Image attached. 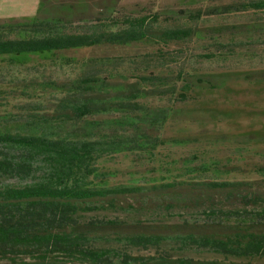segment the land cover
Wrapping results in <instances>:
<instances>
[{"label":"trees","instance_id":"16d2710c","mask_svg":"<svg viewBox=\"0 0 264 264\" xmlns=\"http://www.w3.org/2000/svg\"><path fill=\"white\" fill-rule=\"evenodd\" d=\"M209 1L219 5L189 17L199 21L264 12V0ZM80 15L76 20H83ZM108 15L89 24H78L66 14L33 22H0V113H9L13 122L25 121L24 128L14 130L0 121V264H264V161L244 167L210 161L207 152L222 144L242 151L264 150V110L253 102L264 92V67L215 74L191 69L138 71L131 80L113 70L66 74L64 80L33 71L49 62L63 66L81 61L87 66L103 57L97 51H127L140 45L153 47L156 57H174L183 50L171 47L187 49L197 39L198 32L191 27L157 28L161 23L157 12L141 9L133 15L115 10ZM253 31L236 26L207 30L214 51L197 57L224 62L221 57H233L237 49L247 47L249 52L257 42L228 44L222 37H249ZM77 51L87 56L79 60L65 55ZM33 58L39 61L32 62ZM246 91L252 102L232 103ZM152 99L159 104L149 103ZM116 115L117 127L109 130H71L86 123L95 126L96 117ZM244 122L251 127L230 132L202 128L226 124L236 129ZM195 125L199 130L192 134L189 129ZM172 127L177 132L167 136ZM172 147L194 153L162 162L159 170L164 168L167 178L109 184L104 159L141 154L157 160ZM198 201L208 205H200L205 208L195 212V218L178 225L83 220L87 213L107 209L133 214L153 207L195 210ZM111 242L154 250L156 255L133 256L99 246ZM175 246L187 255L194 251L215 258H175Z\"/></svg>","mask_w":264,"mask_h":264},{"label":"rangeland","instance_id":"374dc122","mask_svg":"<svg viewBox=\"0 0 264 264\" xmlns=\"http://www.w3.org/2000/svg\"><path fill=\"white\" fill-rule=\"evenodd\" d=\"M241 1L247 2L249 0H228L225 3L239 4ZM41 10L40 6L34 7L33 3H28L25 9L32 8L28 10L34 14L31 16L27 12V17L29 19H24L23 22H33L37 19H53L57 18L63 14H66L69 19L77 21L78 24H89L91 21L96 19H104L110 15L113 11H119L127 14L137 15L140 10L143 9L146 12H157L160 14L161 23L157 25V28L167 29L176 26L184 28H193L198 32L197 39L194 44L189 47L180 49L178 47H171L172 50H183V53L174 55V57H156L153 53V47L148 45L134 46L127 51H97L98 55L103 56L102 58H96L88 65H83V62L77 61L69 65L60 66L58 63H46V66H40L39 75L44 78H59L66 79L69 74L73 77L83 75L85 73H96L103 74L108 71H114L115 73L125 74L130 77L134 76L138 71L145 72H178L181 69H191L196 73H222L231 72L238 73L242 70L256 69L258 66L264 67V12H246L238 13L233 15H226L221 17H205L202 20L194 21L189 15L195 13L198 10L205 12H212L214 10L213 6L219 5L218 3L210 2L209 0H43ZM23 5L18 7H13L9 4L0 5V13L4 15H21L24 11H21ZM83 16L82 21H78L77 16ZM33 17V18H32ZM12 21H19L15 19H10ZM10 20H0V22L10 21ZM22 22V21H21ZM220 26L229 27H243L250 30H255L248 35H224L222 37L223 41L228 43H236L240 40L244 42H257V45L251 48L248 52L247 47L244 49H237L238 54H234L233 57H221L225 58L226 61L220 60L219 62H209L204 59L197 57L198 54H208V52L214 51L211 48L212 40L207 38V30L210 31L214 28H219ZM221 39V40H222ZM260 42L262 44H260ZM229 44V43H228ZM106 53V54H105ZM68 57L73 59L82 60L85 55L82 51L65 53ZM93 57V56H91ZM110 57V58H109ZM109 58V59H107ZM102 59V61H101ZM104 59V60H103ZM32 62H38L36 58L31 60ZM120 63V64H114ZM32 63V64H35ZM107 74V73H105ZM72 77V78H73ZM120 77V76H119ZM119 79V78H118ZM123 80V79H122ZM125 81V80H123ZM123 81H120L122 83ZM261 100L252 97V94H239V97H233L232 103L243 105L246 102L255 103L256 107L264 110V92L261 93ZM21 102V101H20ZM151 104H159L157 100H149ZM0 121H2L9 129L24 128L25 121L17 119L16 122L11 121L9 113L2 111ZM116 116H99L95 118V126H90L87 123L83 126H77V128H72L71 130H76L75 132H82V129L91 131L96 130L97 127L100 129L109 130L112 126L117 127ZM100 123V125H98ZM258 126V124H256ZM251 127L249 122H244L239 128L232 129L228 125H220L215 127L214 125L202 126L203 129L206 128L208 131L215 132H230L237 129H247ZM28 133H38L37 130H27ZM199 129L198 127L191 126L189 131L194 134ZM45 130L44 132H46ZM177 132L175 127H172L166 131L167 136H173ZM208 157L212 158L210 161H220L225 163L227 161L233 164L248 167L252 164H261L264 161L263 151L256 149L255 147H249L242 151L238 149L235 145L222 144L220 146L210 147L208 150ZM194 150L186 147H172L168 150L161 152L157 157V160H152V158L143 156L141 154H118L110 158H106L103 161L104 170L108 171L110 178L108 179L109 184H135L137 182L151 181L154 178H167L169 173L165 171L164 168L160 169L162 162L171 159L188 158ZM167 163V162H166ZM196 163V162H194ZM164 166V165H163ZM166 166V165H165ZM169 166H167L168 168ZM181 167V166H179ZM231 179L240 178L238 176H228ZM256 177V176H252ZM225 178V177H224ZM6 184L15 183V180H6ZM216 202V200L214 201ZM200 205H208L202 201L197 202V206L194 207L195 210H185L176 209L167 211L165 209H157L155 207L147 211H141L137 214L125 211V209H107L98 213H87L84 215V221L88 222L92 219L102 220V221H117L125 224L131 223H142L144 225H155V224H169L178 225L181 224L183 220L190 218H195L194 213L202 210L204 207ZM196 218L201 220L202 217L196 214ZM102 248H118L119 250L127 253H131L133 256H154L156 255L154 250H143L138 248L127 247L123 244L102 243L99 245ZM180 246H175L173 250V257L179 258L183 255L194 258L195 260H212L215 258L214 255L210 253H205L200 255L199 252H189V254H184L179 248Z\"/></svg>","mask_w":264,"mask_h":264},{"label":"crops","instance_id":"0c3cea01","mask_svg":"<svg viewBox=\"0 0 264 264\" xmlns=\"http://www.w3.org/2000/svg\"><path fill=\"white\" fill-rule=\"evenodd\" d=\"M28 3H33L31 4V6L33 5V12H34V7H38L40 6L41 10V4H42V0H0V5H4V4H9L11 6L18 7L19 5H23V8L21 9V11H24L23 13H21V15H4L0 13V20H10V19H15V20H19V22H23L24 19H29V17H27V12H29V14H31V16H33L32 12L28 11V10H32V8L29 9H25L24 7L28 4ZM33 18V17H32Z\"/></svg>","mask_w":264,"mask_h":264}]
</instances>
